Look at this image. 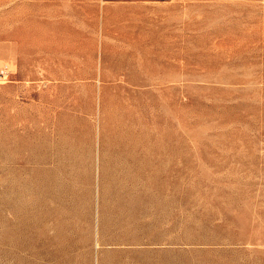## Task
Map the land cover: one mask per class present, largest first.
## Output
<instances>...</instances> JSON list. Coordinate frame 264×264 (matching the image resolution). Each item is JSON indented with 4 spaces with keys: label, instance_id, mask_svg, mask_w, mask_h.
I'll return each instance as SVG.
<instances>
[{
    "label": "rangeland",
    "instance_id": "obj_1",
    "mask_svg": "<svg viewBox=\"0 0 264 264\" xmlns=\"http://www.w3.org/2000/svg\"><path fill=\"white\" fill-rule=\"evenodd\" d=\"M0 264H264V0H0Z\"/></svg>",
    "mask_w": 264,
    "mask_h": 264
}]
</instances>
